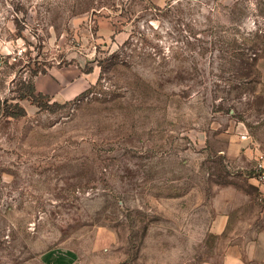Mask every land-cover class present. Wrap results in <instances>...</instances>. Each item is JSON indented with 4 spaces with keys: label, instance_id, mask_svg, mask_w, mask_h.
<instances>
[{
    "label": "rangeland",
    "instance_id": "rangeland-1",
    "mask_svg": "<svg viewBox=\"0 0 264 264\" xmlns=\"http://www.w3.org/2000/svg\"><path fill=\"white\" fill-rule=\"evenodd\" d=\"M69 64L85 95L16 97ZM0 100L25 109L0 114V264H220L264 240V0H0Z\"/></svg>",
    "mask_w": 264,
    "mask_h": 264
},
{
    "label": "crops",
    "instance_id": "crops-1",
    "mask_svg": "<svg viewBox=\"0 0 264 264\" xmlns=\"http://www.w3.org/2000/svg\"><path fill=\"white\" fill-rule=\"evenodd\" d=\"M161 5L164 0H151ZM36 91L47 94L55 101H68L86 90L93 80L76 65L54 66L46 72L33 76ZM217 227L222 229L225 218H217ZM46 264H98L79 258L73 251L52 249L43 252ZM212 264V263H203ZM220 264H264V240L246 244L243 250L238 244L230 245Z\"/></svg>",
    "mask_w": 264,
    "mask_h": 264
},
{
    "label": "trees",
    "instance_id": "trees-1",
    "mask_svg": "<svg viewBox=\"0 0 264 264\" xmlns=\"http://www.w3.org/2000/svg\"><path fill=\"white\" fill-rule=\"evenodd\" d=\"M20 85L21 87L18 90L16 97L20 99L26 98L30 100V102L36 105L39 109L53 112L63 107L65 104H67V102L70 101L68 100L65 101L64 103H59L55 100H52L49 95L36 91L32 78H30L27 81L21 82ZM87 91L88 88L83 92H81L78 96L85 95ZM75 98H77V96ZM0 114H3L4 116H11L17 118L25 115V109L17 102L11 103V102H7L6 100L3 101L0 100Z\"/></svg>",
    "mask_w": 264,
    "mask_h": 264
},
{
    "label": "built area",
    "instance_id": "built-area-1",
    "mask_svg": "<svg viewBox=\"0 0 264 264\" xmlns=\"http://www.w3.org/2000/svg\"><path fill=\"white\" fill-rule=\"evenodd\" d=\"M257 179H258L260 182L264 183V170H262V171H260V172L258 173V175H257Z\"/></svg>",
    "mask_w": 264,
    "mask_h": 264
}]
</instances>
